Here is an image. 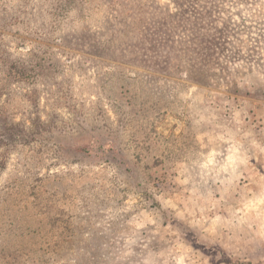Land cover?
<instances>
[{
	"label": "rangeland",
	"instance_id": "1",
	"mask_svg": "<svg viewBox=\"0 0 264 264\" xmlns=\"http://www.w3.org/2000/svg\"><path fill=\"white\" fill-rule=\"evenodd\" d=\"M0 264H264V0H0Z\"/></svg>",
	"mask_w": 264,
	"mask_h": 264
}]
</instances>
